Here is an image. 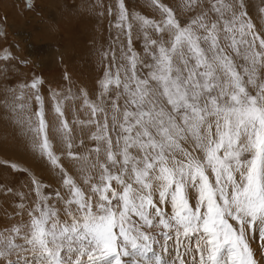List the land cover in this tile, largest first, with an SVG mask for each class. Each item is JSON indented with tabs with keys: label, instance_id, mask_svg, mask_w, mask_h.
I'll list each match as a JSON object with an SVG mask.
<instances>
[{
	"label": "snow or ice",
	"instance_id": "6c2138e0",
	"mask_svg": "<svg viewBox=\"0 0 264 264\" xmlns=\"http://www.w3.org/2000/svg\"><path fill=\"white\" fill-rule=\"evenodd\" d=\"M150 3L159 20L130 18L117 0L119 48L100 53L109 63L98 101L80 90L88 118L77 123L94 147L80 139L75 150L72 95L52 93L50 125L40 78L12 92L65 191L52 204L33 178L34 206L20 205L27 220L0 231V264H16L17 249L35 264H258L249 235L264 241V34L246 0H184L180 12L194 13L184 24L162 0ZM134 24L144 57L132 47ZM57 137L77 178L60 163Z\"/></svg>",
	"mask_w": 264,
	"mask_h": 264
},
{
	"label": "rangeland",
	"instance_id": "374dc122",
	"mask_svg": "<svg viewBox=\"0 0 264 264\" xmlns=\"http://www.w3.org/2000/svg\"><path fill=\"white\" fill-rule=\"evenodd\" d=\"M162 2L177 11L182 24L194 15L193 12H180L179 6L184 0ZM202 2L206 7L209 0ZM31 3L29 9L27 0H0V133L3 132L0 135V231L27 220L26 212L20 205L23 204L25 208L34 206L36 195L33 178L42 185V194L49 196L52 204L57 203L55 193L59 191L64 194L65 191L61 172L33 148L31 135L26 131V126L19 122L27 113L18 107L13 108L12 92L16 91L19 96L22 85L40 78L42 84L39 90L45 99L46 119L50 125L56 122L52 93L72 95V99L64 101V105L66 118L74 129L75 150L83 151L79 146L80 139H84L85 146L90 149L96 142L88 139L89 129H82L77 123L88 118L80 90L87 91L90 100L98 101L101 91L98 82L109 63L107 59L101 63L100 53L119 48L114 43L118 34L115 28L117 0H31ZM124 3L130 18L138 14L148 19H160L150 0H124ZM246 4L256 30L264 34V12L260 11L264 9V0H246ZM109 7L113 9L112 14H109ZM150 34L155 38L154 32ZM121 40L126 43L124 37ZM132 47L141 57L145 56L144 36L135 24ZM6 54L8 59H4ZM36 107L32 101L31 111H35ZM1 121H4L3 124ZM8 125L12 128H8ZM4 126L9 133L4 132L6 129L2 130ZM22 129L26 138L18 132H22ZM53 144L64 169L77 178L78 168L74 161L59 150V137ZM78 182L84 187L82 181ZM189 195L194 204L195 192L190 191ZM249 241L258 264H264V247H261L264 241L260 239L258 231L249 235ZM11 259L16 264H24L25 259L29 264H35L26 249L12 252Z\"/></svg>",
	"mask_w": 264,
	"mask_h": 264
},
{
	"label": "bare ground",
	"instance_id": "6f19581e",
	"mask_svg": "<svg viewBox=\"0 0 264 264\" xmlns=\"http://www.w3.org/2000/svg\"><path fill=\"white\" fill-rule=\"evenodd\" d=\"M10 4H12V3H10ZM1 42H2V41H1ZM6 49H7V48H6ZM6 49H5V51H6ZM3 52H4V51H3ZM9 53H10V52H9ZM6 55H7V54H6ZM21 56H22V55H21ZM20 60L23 61V58L20 57ZM29 62H31V60H29ZM28 78H29V77H28ZM3 110H4V109H3ZM3 119H4V118H3ZM9 119H10V118H8L7 120H9ZM13 120H14V119H13ZM19 120L21 121V119H19ZM19 120H17V121H19ZM4 121H5V120H4ZM4 121H1L2 124H3ZM9 121H11V120H9ZM17 121H15V122H17ZM20 121H19V122H20ZM4 123H6V121H5ZM9 123H12V122H9ZM20 124H21V123H20ZM4 125H6V124H4ZM11 125H12V124H11ZM8 126H10V125H8ZM21 126H23V125H21ZM8 128H12V127L10 126V127H8ZM23 128H24V127H23ZM5 129H6V128H5V126H4V128H3L2 130H5ZM14 129L16 130L15 127H14ZM6 130H7V131H4V132L9 133V132H8L9 129H6ZM23 130H24V129H22V132H21V130H20V131L17 130V131L20 132L19 134H22V133H24ZM17 131H16V132H17ZM10 132H11V131H10ZM18 132H17V134H18ZM2 133H3V132H2ZM2 133H0V135H1ZM13 133H14V132H13ZM22 136L24 137V134H22ZM21 138H22V137H21ZM24 138H26V136H25ZM24 138H23V140H27V139H24ZM7 140H8V139H7ZM15 140H16V139H15ZM18 140H19V139H18ZM21 140H22V139H21ZM16 141H17V140H16ZM2 142H3L2 144H4V141H3V140H2ZM31 142H32V141H31ZM9 143H10V142H9ZM6 144L8 145V142H7ZM0 146H1V145H0ZM8 146H9V145H8ZM11 148H12V147H11ZM5 149H6V147H5ZM13 150H14V149H13ZM21 151H22V150H21ZM15 152H16V150H15ZM18 152H19V150H18ZM19 153H20V155H22L21 152H19Z\"/></svg>",
	"mask_w": 264,
	"mask_h": 264
}]
</instances>
